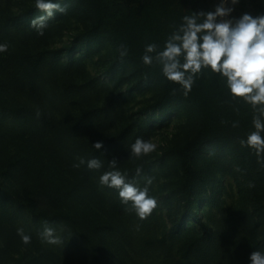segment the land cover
<instances>
[{"label":"trees","instance_id":"16d2710c","mask_svg":"<svg viewBox=\"0 0 264 264\" xmlns=\"http://www.w3.org/2000/svg\"><path fill=\"white\" fill-rule=\"evenodd\" d=\"M73 2L92 22L87 34L92 42H110L117 61L130 65L146 87L156 88L164 104L183 106L192 113L194 125L189 139L177 151L186 186L190 188L192 182L200 178L191 169L193 158L208 148H216L237 161L254 211L264 215V154L258 157L253 149L240 144L254 130L252 107L242 99L233 98L226 81L210 70H202V74L195 77L192 90L185 94L179 84L163 76L159 64L145 65L141 59L146 44L155 43L163 49L168 36L182 23L183 16L207 12L203 2ZM252 3L254 14L264 15L261 0H252ZM0 44L8 46L6 52L0 53L2 252L7 254L23 247L28 254L37 253L35 264H65L62 249L41 239L40 234L47 225L57 230L65 244L84 243L88 264H218L220 250L227 240L208 238L206 226L204 233L194 239H203L204 245L197 248L193 244L186 247L179 238L182 232L178 230H169L161 239L152 236L156 231L137 237L134 231H129L136 223L143 229L152 227L149 219L155 216L154 210L141 220L134 212L125 210L116 189L101 186L99 182L104 166L108 167L111 161L124 164L128 161L127 152L125 156L109 161L105 155L110 140L102 142L100 152L93 145L89 147V131L85 128H95L96 109L81 116H70L72 119L64 117L61 122L55 118L53 108L59 113L67 111L66 98L50 93L49 89L54 88L58 77L69 78L70 82L74 75L71 66L60 65L56 60L47 62L41 53L31 60L32 50L13 49V44L1 39ZM122 46L127 50L125 56L120 55ZM69 71L68 76H63ZM98 118L101 121V117ZM8 119L14 126L4 125ZM125 133L129 138L137 136L128 128ZM146 134L147 131L142 129L138 138H145ZM80 157L100 159L103 168L89 170L87 165L74 168L70 162ZM124 174L130 182L141 188L145 186L140 176ZM151 191L150 185L149 194ZM18 228H23L31 238H37V242L31 239L30 244H23L17 235ZM233 228L238 234L237 227ZM63 229L65 232L60 231Z\"/></svg>","mask_w":264,"mask_h":264},{"label":"rangeland","instance_id":"374dc122","mask_svg":"<svg viewBox=\"0 0 264 264\" xmlns=\"http://www.w3.org/2000/svg\"><path fill=\"white\" fill-rule=\"evenodd\" d=\"M201 1L207 12L214 11L220 3V0ZM56 2L67 10L49 20L44 35L40 36L30 26L41 15L35 8V0H0V39L13 44V49L32 50L31 60L41 53L47 62L56 60L60 65L71 66L74 75L70 82L69 78L58 77L54 88L49 89L50 93L66 98L65 113L51 106L55 118L61 122L64 117L81 116L96 109L95 128H85L89 131V147L110 140L105 155L109 161L127 152L128 161L118 164L117 168L123 174L140 176L142 182L152 179L150 195L157 200L155 216L149 219L152 227L143 229L136 223L129 231H134L136 237L156 231L152 236L161 239L169 230H178L186 247L193 244L197 248L204 242L194 239L204 233L206 226L208 238L227 240L220 250L218 264H249L253 251L264 252V215L255 213L237 161L226 152L208 148L191 161V169L200 178L188 188L178 165L177 151L189 139L194 125L192 113L183 106L164 104L156 88L146 87L130 65L117 61L110 42H92L87 36L92 22L73 0ZM246 13L257 17L252 0H240L227 19H238ZM4 125L14 126V122L8 119ZM126 128L137 136L129 138ZM142 129L147 131L143 139L154 143L156 150L139 158L132 157L131 145ZM80 158L70 163H78ZM137 169L142 170L139 175ZM103 170L111 169L104 166ZM234 226L238 234L234 233ZM31 239L37 242V238ZM67 240L71 243L69 236ZM67 245L63 241L57 245L63 251L65 264H88L84 243ZM3 246L0 240V264H35L36 252L28 254L22 247L6 254L2 252ZM67 247L71 248L67 250Z\"/></svg>","mask_w":264,"mask_h":264},{"label":"clouds","instance_id":"9594fccd","mask_svg":"<svg viewBox=\"0 0 264 264\" xmlns=\"http://www.w3.org/2000/svg\"><path fill=\"white\" fill-rule=\"evenodd\" d=\"M239 3L240 0H220L214 11L191 12L183 16L182 23L168 36L163 49L155 43L146 44L141 59L145 65L159 64L163 76L179 84L185 94L192 90L195 77L202 74V70L219 74L226 81L229 94L242 99L253 109L254 130L240 144L253 149L260 157L264 154V15L253 17L246 13L238 19H227ZM261 3L264 4V0ZM35 8L41 15L34 18L30 26L40 36L44 35L49 20L67 10L56 0H35ZM7 48L6 44H0V53L6 52ZM120 55H127L123 46ZM92 147L100 152L103 144L96 142ZM155 150L156 145L150 140L137 138L131 145L130 156L139 158ZM85 163L89 170L103 168V162L97 158L87 161L80 158L73 167L79 168ZM109 167L111 170L99 177L101 186L116 189L126 211L134 212L141 220L150 216L157 207L156 198L149 194L152 179L147 178L141 188L127 179L117 168L116 161L109 163ZM141 171L137 169V175ZM17 235L23 244L31 243V236L23 228L17 229ZM40 235L47 244L62 243L57 230L47 225ZM249 264H264V252L253 251Z\"/></svg>","mask_w":264,"mask_h":264}]
</instances>
